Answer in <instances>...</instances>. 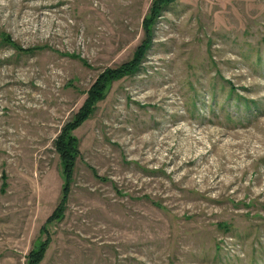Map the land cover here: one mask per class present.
<instances>
[{
    "label": "rangeland",
    "instance_id": "rangeland-1",
    "mask_svg": "<svg viewBox=\"0 0 264 264\" xmlns=\"http://www.w3.org/2000/svg\"><path fill=\"white\" fill-rule=\"evenodd\" d=\"M46 240L37 264H264V0H0V264Z\"/></svg>",
    "mask_w": 264,
    "mask_h": 264
},
{
    "label": "trees",
    "instance_id": "trees-1",
    "mask_svg": "<svg viewBox=\"0 0 264 264\" xmlns=\"http://www.w3.org/2000/svg\"><path fill=\"white\" fill-rule=\"evenodd\" d=\"M4 40L8 43L11 42V39L9 36H6ZM122 72L123 74L126 72L125 70L121 71H115L112 76L109 77V79H112L115 77V73ZM108 75H104L101 80H98L93 87L89 90V96L86 100L85 105L82 107V109L77 113L75 116V120L70 122L65 132L61 137L57 140V147L60 150L61 157L64 164V178H65V185L63 187V195L60 198V205L57 207L56 215L52 216L49 219V222H51L55 217H58L64 213L65 206L67 203V197L69 193V183L72 177V171H73V160L76 153V145H77V139L72 134V131L74 128L78 127L89 115V112L91 111L92 104L95 103L96 100H99L103 98L104 93L107 89V86H109L110 82L112 80H107ZM112 77V78H111ZM60 214L58 215V213ZM58 215V216H57ZM45 230L47 231V226L45 227ZM47 240L43 242V244L40 246V248L33 252V256L30 257L28 264H37L40 261L41 255L44 252L46 248Z\"/></svg>",
    "mask_w": 264,
    "mask_h": 264
}]
</instances>
